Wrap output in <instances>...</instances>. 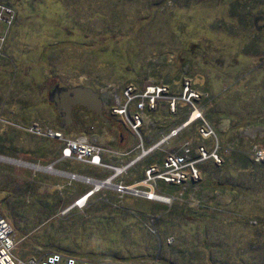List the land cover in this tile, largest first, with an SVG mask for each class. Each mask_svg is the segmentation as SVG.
Listing matches in <instances>:
<instances>
[{
  "label": "rangeland",
  "instance_id": "rangeland-1",
  "mask_svg": "<svg viewBox=\"0 0 264 264\" xmlns=\"http://www.w3.org/2000/svg\"><path fill=\"white\" fill-rule=\"evenodd\" d=\"M0 4L9 8L0 9V154L77 175L0 158V206L15 254L65 252L38 243L50 237L93 262L264 264V0ZM172 78V92L190 78L210 98L168 112L159 97L143 109L137 130L110 109L126 100L129 84L140 90ZM55 83H91L101 92L110 119L74 106L64 135L99 145L118 175L62 157V139L48 135L60 129L49 99ZM203 120L214 135L200 131ZM186 144L195 173L188 165L182 183L145 179L146 164ZM108 177L152 196L100 184Z\"/></svg>",
  "mask_w": 264,
  "mask_h": 264
},
{
  "label": "built area",
  "instance_id": "built-area-1",
  "mask_svg": "<svg viewBox=\"0 0 264 264\" xmlns=\"http://www.w3.org/2000/svg\"><path fill=\"white\" fill-rule=\"evenodd\" d=\"M9 9L3 4H0V9ZM175 79V78H174ZM172 79V81L174 80ZM164 83V84H151L148 83L141 88L140 90H136V88L132 87V84H129L125 89V96L126 100L122 103H115L112 104L111 108L113 114H117L118 117L122 118V120H126L127 125L134 127L137 130V125L142 120V111L145 108L154 107L155 100L159 97H163L169 104V109L171 111H175L176 107L182 102L184 104L194 102V98L198 99L202 96L198 87H195L192 84L191 79L189 78H182L180 79V83L177 85L179 87V91H171L169 89L170 85H173V82ZM134 88V89H133ZM133 89V90H132ZM137 98V101L134 99ZM162 98V99H163ZM135 101V110L130 111L128 108V104L130 102ZM201 110L197 111V115L201 116ZM202 118V116H201ZM204 122V123H203ZM202 125L199 126L200 131L208 132V134L214 135V131L212 125L203 120ZM140 126V124H139ZM138 126V127H139ZM37 127V124H33L28 129L34 130ZM175 131V130H172ZM48 135L53 136L55 138L62 139L63 146L61 148V155L62 157L66 158H73L76 160H83L87 162H96L105 166H110L113 170L110 177L116 176L119 174V166L115 165V163H106L104 160V156L101 148L94 142L87 140L83 136H78L76 138H70L64 135V130L60 129H48ZM198 153H201V156L205 155V146L203 144L199 145ZM113 155L114 157L119 159V151L108 149L107 153ZM189 146L186 144L179 151H171L167 152L164 155L160 164H148L144 168L145 179L151 180L155 183L158 179H162L167 182L171 183H182L185 180L186 175V168L191 166V170L195 173L196 168L193 166V162L196 159L189 158ZM123 154V153H121ZM144 154V153H143ZM260 154V152L258 153ZM200 156V157H201ZM216 159L218 158L217 155L214 153ZM61 157V158H62ZM191 157V155H190ZM198 158V157H197ZM131 163V161L129 162ZM130 165V164H129ZM125 167V164L122 165ZM128 168L124 169L127 170ZM110 177L107 178L106 183L100 181V184H107L111 183L113 188L117 190H134L136 188L128 187L127 185L123 184L122 181L113 182ZM110 181V182H109ZM115 186V187H114ZM143 191V190H142ZM135 193V191H133ZM137 194V193H135ZM143 196L148 198L150 197L149 191H143ZM14 229L8 219L2 212L0 206V264H147V263H127L115 259H104L99 262H93L89 258L84 257H77L75 255L62 252V251H48L39 255V257H21L15 254L14 252Z\"/></svg>",
  "mask_w": 264,
  "mask_h": 264
},
{
  "label": "water",
  "instance_id": "water-1",
  "mask_svg": "<svg viewBox=\"0 0 264 264\" xmlns=\"http://www.w3.org/2000/svg\"><path fill=\"white\" fill-rule=\"evenodd\" d=\"M172 52L168 53V57ZM49 99L53 102L55 110L60 117V128L65 129L72 121L71 110L75 105H83L86 109L93 110L104 122L109 118L103 112V97L99 90L92 86L76 84H54L49 89ZM60 173V172H57ZM69 175V173H62ZM74 177V175H69Z\"/></svg>",
  "mask_w": 264,
  "mask_h": 264
},
{
  "label": "trees",
  "instance_id": "trees-1",
  "mask_svg": "<svg viewBox=\"0 0 264 264\" xmlns=\"http://www.w3.org/2000/svg\"><path fill=\"white\" fill-rule=\"evenodd\" d=\"M183 62H184V64L185 63H189V60H186V61H184L183 60ZM175 78V77H174ZM173 79V78H172ZM172 79L170 80V81H172ZM170 81L168 82V83H170ZM164 83H166L167 84V82H164ZM89 85L90 86H92L93 88H95L94 87V85L93 84H91V83H89ZM206 88H204L203 87V89H200L199 88V90H200V92H201V94H202V96H201V98H204V99H206V101L210 98L209 97V91L206 89ZM164 100V99H163ZM163 103L165 104V106H166V108H167V111L168 112H171L170 111V109H169V104H168V102L167 101H163ZM78 107L79 106H81V105H77ZM178 108H176V110H177ZM175 110V111H176ZM91 112V111H90ZM93 114H95L94 112H92ZM208 120V119H207ZM209 122H210V120H209ZM210 124H212V128H213V131L215 132V126H214V124L212 123V122H210ZM165 155V154H164ZM164 158V156L162 157V158H160V160L158 161V162H154L155 164H160L161 163V161H162V159ZM149 164H153V163H149ZM148 164H146L145 166H147ZM51 200H53V199H51ZM54 205V203H52V201H51V203H47V207L49 208V207H52ZM39 244H42L43 246L44 245H46V244H49V246H54V247H57V248H60V249H64L65 250V252L66 253H69V254H72V253H78V251L76 252L74 249H72V248H68V247H65V246H62V245H56V244H54V243H52V239L49 237V239H47V241H44V242H38ZM50 251H53V250H50ZM57 251H61V250H59V249H57ZM69 251V252H68ZM62 252H64V251H62ZM36 255V254H35ZM33 256V257H36V256ZM72 255H74V254H72ZM28 257V256H27ZM85 258H88V257H85Z\"/></svg>",
  "mask_w": 264,
  "mask_h": 264
},
{
  "label": "bare ground",
  "instance_id": "bare-ground-1",
  "mask_svg": "<svg viewBox=\"0 0 264 264\" xmlns=\"http://www.w3.org/2000/svg\"><path fill=\"white\" fill-rule=\"evenodd\" d=\"M0 158L1 159H6V160L12 161V162L21 163V164H24V165H27L26 163H31V164L34 165V167H36L38 169H43V170L52 171V172L67 173V172H61L62 170H58L57 168H55L53 165H50V164H48V165H41V164H38V163L28 162V161L21 160V159H18V158L8 157V156H4V155L1 156V154H0ZM70 175H72V174L70 173ZM74 176L76 177L77 175L75 174ZM96 184H97V182H96ZM133 191H135V193H138V192L139 193H143L139 189H134ZM149 193H150V196H152V192L149 191ZM86 195H84L82 197V199H80L81 202L84 200V198L86 197Z\"/></svg>",
  "mask_w": 264,
  "mask_h": 264
},
{
  "label": "flooded vegetation",
  "instance_id": "flooded-vegetation-1",
  "mask_svg": "<svg viewBox=\"0 0 264 264\" xmlns=\"http://www.w3.org/2000/svg\"><path fill=\"white\" fill-rule=\"evenodd\" d=\"M56 84V83H55ZM75 106H77V105H75ZM74 107V106H73ZM79 108L82 110V111H86V112H90L91 111V113L92 112H94L95 113V116L97 117V118H100V117H98L97 116V114H96V112L95 111H93V110H89V109H86L83 105H81V106H79ZM110 119V118H109ZM59 120H60V117H59ZM102 120V119H101ZM103 121V120H102ZM34 124H37V123H34ZM28 129V128H27ZM55 129H57V128H55ZM64 130V132L66 131V128L65 129H63ZM81 136H83V135H81ZM83 137H85V138H87L86 136H83ZM1 156H3V155H1ZM28 164H30V165H33V164H31V163H28ZM94 188H96V187H94ZM91 189H92V187H91Z\"/></svg>",
  "mask_w": 264,
  "mask_h": 264
},
{
  "label": "crops",
  "instance_id": "crops-1",
  "mask_svg": "<svg viewBox=\"0 0 264 264\" xmlns=\"http://www.w3.org/2000/svg\"><path fill=\"white\" fill-rule=\"evenodd\" d=\"M2 155V154H1ZM77 204V203H76Z\"/></svg>",
  "mask_w": 264,
  "mask_h": 264
}]
</instances>
